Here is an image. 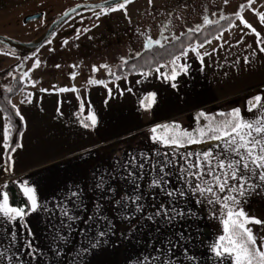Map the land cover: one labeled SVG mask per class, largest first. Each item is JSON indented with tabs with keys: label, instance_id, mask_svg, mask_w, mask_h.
Segmentation results:
<instances>
[{
	"label": "snow or ice",
	"instance_id": "6c2138e0",
	"mask_svg": "<svg viewBox=\"0 0 264 264\" xmlns=\"http://www.w3.org/2000/svg\"><path fill=\"white\" fill-rule=\"evenodd\" d=\"M132 2L133 0H104L102 4L93 6V14L96 19L118 10H124L127 14L126 6ZM228 2L229 0H224L225 4ZM254 2L255 0H248L247 5H240L234 15L244 29L250 30L257 37V43L261 45L259 52L264 53V36H261V33L243 15L245 9L251 8ZM151 3L152 0H149V4ZM96 8L100 11H95ZM251 10L257 17L258 24L264 27V13L256 9ZM67 14L64 13V15ZM220 19L228 18L221 15ZM203 23L208 25L213 21L208 16H204ZM231 26L239 25L233 23ZM199 29L200 25L189 28L188 39L192 38L190 34ZM81 34L82 32L78 30L76 39H79ZM140 35L144 36L145 51H151L154 47L165 49L166 43L180 40V37L176 35L171 38L165 36L163 31H161L160 39H152L145 33ZM181 35L185 34L181 33ZM214 38L220 40L222 34ZM48 43L50 44L51 41ZM63 43L68 44V41L64 40ZM206 43L211 41L205 39L187 47L181 44L179 54H173L166 63H158L155 58H145L146 71L142 68L138 69L133 64L128 73L116 75L109 65L103 64L100 67L105 68L116 80L127 79L128 75L135 72L142 78L136 83H142L149 76L157 74L156 78L165 82L170 81L171 87L175 89L178 76L189 74L191 65L187 63V59L190 53L199 61L200 71H203L204 58L211 55L210 52L200 51ZM140 56L141 53L136 52L130 58ZM244 62L249 63L248 57H244ZM128 63V59H122L117 67L122 69ZM40 64L39 59H34L32 69L29 71L35 70ZM56 67L59 68L60 65ZM73 67L76 66L73 65ZM162 68L167 70L161 71ZM97 70L94 65L92 71ZM28 75L29 72L26 71L22 73V78ZM75 76L76 73L73 72L72 78L74 79ZM88 83L107 87L103 80L89 79ZM7 91L11 92L12 89L9 88ZM41 91H47V89H41ZM59 91L78 92V89L60 88ZM127 91L131 92L132 89L128 88ZM108 94L111 97V89ZM8 103L11 104V101ZM139 103L145 111H150L157 103V93L148 92ZM83 107L84 104L81 102V110ZM11 108L15 110V116L23 121L24 117L17 106L11 104ZM0 111L7 113L8 110L4 108ZM246 111L253 114L251 118L244 116L239 107H234L227 112L221 111L215 115L201 110L197 113L196 120L203 123L191 131L175 121L156 123L148 130L149 139L154 145L160 147L154 152L129 153L126 161L116 162L115 169L107 177L101 174L96 179L95 188L101 194H104L106 184L111 189L109 183L111 179L119 178L130 186V191H125L119 199L115 200V204L119 206L121 218L135 226L125 234V238L129 242L135 240L139 243V237L146 230L150 235L149 250L139 254L134 261L129 258L130 264H198L195 253L190 250L196 239L193 228L195 227L198 231L197 221L200 219L190 206L193 202L199 206H207L209 218L217 220L222 225V234L206 247V251L216 258L217 264H225V262L227 264H264V236L257 237L248 226L250 224L264 225V220L249 216L242 206L250 195L258 189H264V94H257L248 99ZM87 119L91 123L81 121L82 126L94 128L97 124L96 115L92 113ZM5 120L8 123H5L3 128V147L7 164L12 159L7 154L10 148L11 117L5 115ZM196 144H208L209 147L198 152L186 150L188 146ZM18 147L22 145L17 144L16 147L11 148V151L15 152ZM161 148L166 150L161 151ZM181 149L185 151L181 152ZM4 171H11V166H6ZM142 184H144L143 187ZM4 188H7V184ZM20 190L26 200L24 206H13L8 192L0 193V226L11 227L10 244L15 246L17 241V225L20 229L27 231L28 236L34 235L27 220L33 213H54L58 210L61 220L59 225L51 226L55 228L52 233L55 246L50 247L49 251L53 252L58 260L63 259L66 255L63 246L70 244L74 226L82 219L77 213L86 208L83 204L82 190L78 188L75 191H69L66 197L71 200L74 208H69L63 202H57L54 208H49L48 202L42 204L36 188L30 186L27 180L20 184ZM111 191L114 192L115 189ZM105 199L107 200L108 197ZM103 209L104 205L97 201L94 215L84 220L87 227L80 231L82 240L75 253L69 256L68 264H92L97 253L103 251L104 247L111 242V236L114 233L113 222L103 214ZM148 209L153 210L148 211ZM101 221L106 223L103 229L100 227ZM64 230H67V234H64ZM22 247L27 250L26 255L36 258L38 248L33 246L32 240L25 239ZM3 258H5V252H0V259ZM6 260L7 264H17V262L22 264L19 250L16 254L7 255Z\"/></svg>",
	"mask_w": 264,
	"mask_h": 264
},
{
	"label": "crops",
	"instance_id": "0c3cea01",
	"mask_svg": "<svg viewBox=\"0 0 264 264\" xmlns=\"http://www.w3.org/2000/svg\"><path fill=\"white\" fill-rule=\"evenodd\" d=\"M251 9L264 13V0H255L251 8L243 12L245 19L264 36V27L258 24ZM233 23L239 26L230 25L218 34H222V39L213 38L211 43H206L212 45L201 52L207 51L211 55L204 58L203 71H200L199 61L193 58V54L189 55V74L178 76L175 89L171 87L170 81L156 78L157 74L149 76L142 83H136L142 79L137 73L127 76V79L105 78L103 81L107 87L83 83L76 87L53 88L41 81L36 82L23 97L20 96L19 103L13 102L24 117V130L19 142L22 147L12 152L9 164L11 171L7 172L4 171L3 128L8 121L5 120V113L0 111V193L5 191L7 181L15 180L20 186L27 180L30 186L36 188L39 201L42 204L48 202L49 208H54L57 202L74 208L66 197L69 191L78 188L83 192V204L86 205L83 211L77 213L82 219L74 226L70 244L63 246L66 253L63 259L58 260L49 251L50 247L55 246L52 240L55 228L51 226L59 225L61 220L57 210L54 213H33L27 218L33 236H28L27 231L17 225L15 246L10 244L11 227L0 226V252H5L0 264H7L6 256L16 254L18 250L22 264H68L69 256L75 253L82 240L79 233L87 226L84 223L87 210L95 209L97 201L104 205V209L112 210L111 215H106L112 222L118 220L119 206L115 200L125 191H130V186L119 178L111 179L109 183L115 191H111L106 184L105 192L101 194L95 188L96 179L101 174L107 177L115 169L116 162L126 161L129 153L154 152L160 147L149 139L148 130L154 124L183 120L193 124L196 111L219 113L234 107H239L244 116L252 117L253 114L246 111L247 101L257 94H264V53L259 52L261 45H258L257 37L250 30L244 29L237 19ZM81 47L79 57H82ZM65 48L66 45L58 49L51 47L37 53V57L47 62L54 55L64 63L65 57L60 51ZM244 57H248L249 63L244 62ZM44 68L40 66L30 74L38 77ZM46 70V78L64 77V73L59 76L57 71L52 73L49 68ZM161 71L166 69L162 68ZM60 88H76L78 92H60ZM128 88L132 91L128 92ZM148 92L157 93V103L150 111H145L139 101ZM81 102L84 104L83 110ZM92 113L97 117L96 126L83 127L81 121L90 124L87 118ZM208 147V144H196L188 146L186 150L198 152ZM180 151L184 152L185 149ZM190 206L201 209L206 218L197 221L198 231L193 228L196 239L190 250L195 253L198 264H217L216 258L206 251V247L222 234V225L209 218L207 206H199L194 202ZM242 206L249 216L264 220V189H258L250 195ZM113 209L116 210L114 217ZM248 226L257 237L264 236V225ZM116 229L114 227L111 242L97 253L92 264H130L129 258L134 261L139 254L149 250L150 235L147 230L139 237L140 242L136 243L135 240L129 242L125 237L120 238ZM64 234H67V230H64ZM25 239L32 240L33 246L38 248L35 259L25 254L27 250L22 247Z\"/></svg>",
	"mask_w": 264,
	"mask_h": 264
},
{
	"label": "rangeland",
	"instance_id": "374dc122",
	"mask_svg": "<svg viewBox=\"0 0 264 264\" xmlns=\"http://www.w3.org/2000/svg\"><path fill=\"white\" fill-rule=\"evenodd\" d=\"M83 1L85 0H0V34L22 41L34 39L47 30L51 18ZM244 3H248V0H229L228 4H225L224 0H152L151 4L149 0H133L126 6L127 14L124 10H118L102 15L100 19L94 16L93 8L83 9L62 23L37 50L23 53L0 44V89L9 86L16 77L22 79L24 82L22 92L12 99L13 102L19 103L21 97L38 81L46 83L49 87L59 88L76 87L88 83L89 79L104 80L108 78L109 73L105 68L100 67L101 65H109L114 72L122 59H129L131 55L144 50V36L140 33H145L152 39H160L161 31L170 38L173 35L179 36L197 25H200V29L204 28L206 26L203 23L204 16L216 22L220 20L221 15L226 17L235 14L239 6ZM95 11L98 12L100 9L96 8ZM40 12L44 15L39 19L25 21L28 15ZM83 29L91 30L83 32ZM78 30L82 32L80 35L82 40L76 39ZM64 40H67L68 44H64ZM48 41L51 43L49 44ZM62 45H66V48L60 51L65 57L64 63L54 55L47 62L37 57V53L51 47L58 49ZM80 45H82V57L78 56ZM208 45L212 44L204 45L200 51H204ZM34 59L41 61V68L45 67L38 77L32 76L29 71L32 69ZM56 65L60 67L57 68ZM94 65L98 69L96 72L92 71ZM46 68L52 73L59 72V76L60 73H64V77L46 78L44 77L46 73L48 74ZM26 71L29 72L28 77L22 78V73ZM73 72L76 73L74 79ZM178 123L183 128L191 130L192 123H188L187 120ZM113 210L114 217L116 210ZM152 210L148 209V211ZM193 210L201 221L206 220L201 209ZM111 211V209H103V214L111 215ZM94 213L95 209H88L86 219ZM117 214L118 220L113 222V227H117L118 236L124 238L125 234L135 226L124 221L119 211ZM100 226L104 228L106 223L100 222ZM137 233L139 235L138 229Z\"/></svg>",
	"mask_w": 264,
	"mask_h": 264
},
{
	"label": "trees",
	"instance_id": "16d2710c",
	"mask_svg": "<svg viewBox=\"0 0 264 264\" xmlns=\"http://www.w3.org/2000/svg\"><path fill=\"white\" fill-rule=\"evenodd\" d=\"M58 16V15H57ZM57 16H54L50 20H53ZM228 19L226 20H218L219 23L213 22L212 24L206 25L204 28L190 34L191 39H188V31L184 32L185 35H179L180 40L179 41H170L166 43L165 49H160L159 47H154L151 51H145L142 50L141 56L138 58H129L128 65L124 66V68H119L117 67L115 69V74L116 75H124L125 73H128L131 69V65L135 64L138 69H143L147 70V66L145 65V58H155L156 62L158 63H166L171 59V56L173 54H179L180 51V46L183 44L185 47L188 45H195L199 42H202L203 40H211L214 37H216L219 33H221L223 30L228 28L231 23L236 19L234 14L226 16ZM23 52V51H19ZM23 53H28V52H23ZM120 65V64H119ZM155 65H153L154 67ZM167 70V69H166ZM133 72L132 74H134ZM129 76V75H128ZM108 78L110 79H115L114 76L109 75ZM24 85V82L22 79L19 77H16L13 82L7 86V87H2L0 89V109L7 108V113L5 115H8L11 117V125H10V148L7 150V154L11 156L12 151L11 148L16 147L17 144H19L20 139H21V133L24 130V121H21L19 117H16L14 114V111L11 108V104H13L12 99L19 94L21 91L22 87ZM11 88L12 91L8 92L7 89ZM8 101H11V104L8 103ZM201 111V110H200ZM199 111H196L194 113V122L192 124L191 130L194 129L195 127L199 126L200 123H203V121H197L196 120V115ZM227 112V111H226ZM211 115H215L217 113H209ZM190 130V131H191ZM4 163L5 166H8L10 164V161L7 162L6 164V156L4 157ZM7 184V188L5 191L8 192L9 197H10V203L13 206H24L26 203L25 198L23 197V194L20 190V186L15 180H10L5 182Z\"/></svg>",
	"mask_w": 264,
	"mask_h": 264
},
{
	"label": "water",
	"instance_id": "95a60500",
	"mask_svg": "<svg viewBox=\"0 0 264 264\" xmlns=\"http://www.w3.org/2000/svg\"><path fill=\"white\" fill-rule=\"evenodd\" d=\"M103 2L104 0H85L81 3L72 6L64 12L68 13L67 15H64V13L58 15L56 18L50 21V25L44 33H41L38 37L28 41L17 40L13 37L0 34V44H3L8 48L23 52H32L34 50H37L42 44L45 43L46 40H48L56 32V30L62 25V23L68 20L73 14L83 9L93 8V6L102 4ZM43 15L44 14L42 12L28 15L25 18V21L27 22L31 20H36L42 17Z\"/></svg>",
	"mask_w": 264,
	"mask_h": 264
}]
</instances>
